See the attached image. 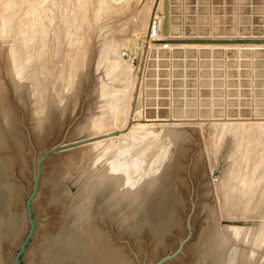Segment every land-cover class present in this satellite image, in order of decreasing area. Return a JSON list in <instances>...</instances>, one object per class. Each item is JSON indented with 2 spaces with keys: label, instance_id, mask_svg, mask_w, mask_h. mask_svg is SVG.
<instances>
[{
  "label": "rangeland",
  "instance_id": "374dc122",
  "mask_svg": "<svg viewBox=\"0 0 264 264\" xmlns=\"http://www.w3.org/2000/svg\"><path fill=\"white\" fill-rule=\"evenodd\" d=\"M151 25L158 30L157 38L149 37ZM191 39H264V0H0V176L11 192L7 210L12 214L10 224H14L11 229L0 226L2 264H10L27 232L23 204L39 162L38 192L31 207L37 233L32 245L38 239L58 240L71 227L70 199L61 192L66 189L69 195H76L85 182L86 177L80 176L83 171L99 168L103 177L105 171L114 173L119 163L121 170L118 166L120 172L117 169L113 177L118 183L124 179L116 188L123 191L120 196L117 191L122 215L107 207L103 211L111 216L90 218L92 231L102 236L101 245L116 248L131 264H156L165 258L162 264H196L202 246L211 241L205 238L206 244H196L205 223L214 232L218 224L223 229H238L232 234L224 231L217 241L224 238L229 246L221 264H235L242 257L245 264L264 263V45L169 44ZM62 91L69 93L63 92L61 99ZM59 99L65 101L63 107ZM86 118L94 121L91 124ZM80 123L87 128L92 125V130L85 129L93 134L87 131L85 135ZM80 128L85 132L81 129L84 133L76 136L87 138L74 135ZM174 132L181 138L176 143ZM114 137L123 143L111 140ZM102 139L106 141L101 143ZM117 145L121 150L134 149L119 151ZM78 154L87 156L77 165L79 171L68 173L62 181L67 170L64 156ZM170 163L172 171H161ZM128 167L131 172L123 175L121 171H130ZM142 171L150 179L159 171V179L150 180L156 184L150 183L152 195L164 194L175 175L169 188L180 205L164 231L137 225L148 206L135 216L123 215L130 212L133 197L142 191L138 185L146 176ZM220 184L224 192L218 189ZM219 191L232 197L220 212L217 207L224 196ZM202 201L214 208L210 211L207 205L209 210H204ZM247 233L252 234L249 239ZM246 238L245 244L240 242ZM64 255L60 261L70 264L73 255ZM22 264H27L26 258Z\"/></svg>",
  "mask_w": 264,
  "mask_h": 264
},
{
  "label": "bare ground",
  "instance_id": "6f19581e",
  "mask_svg": "<svg viewBox=\"0 0 264 264\" xmlns=\"http://www.w3.org/2000/svg\"><path fill=\"white\" fill-rule=\"evenodd\" d=\"M191 40H193V39H191ZM199 40V39H198ZM149 41V40H148ZM149 44H151V42L149 43ZM152 45V44H151ZM174 47V46H173ZM176 47V46H175ZM187 47H189V46H187ZM193 47V46H192ZM207 47V46H206ZM205 47V48H206ZM215 47V46H214ZM221 47V46H220ZM157 48V47H156ZM165 48H166V46H165ZM194 48V47H193ZM218 48V47H217ZM226 48V47H225ZM230 48V47H229ZM236 48V47H235ZM237 48H239V47H237ZM186 49V48H185ZM184 49V50H185ZM188 49V48H187ZM195 49V48H194ZM196 49H197V47H196ZM199 49H200V47H199ZM253 49V48H252ZM210 50V49H209ZM222 50V49H221ZM9 54V53H8ZM9 57V56H8ZM16 57V56H15ZM11 59V58H10ZM15 59V58H14ZM16 60V59H15ZM14 60V61H15ZM16 62V61H15ZM48 62V61H47ZM48 68V67H47ZM58 68V67H57ZM45 69V68H44ZM69 71V70H68ZM60 74V73H59ZM61 74H62V72H61ZM57 78H58V76H57ZM41 86V85H40ZM44 87V86H43ZM57 87V86H56ZM68 87V86H67ZM22 88V87H21ZM45 88V87H44ZM43 88V89H44ZM40 89V88H39ZM51 89V88H50ZM66 90V89H65ZM70 90V89H69ZM139 90V89H138ZM35 91V90H34ZM68 91V90H67ZM66 91V92H67ZM63 92H65V91H62V97H61V99L62 98H64L65 97V95L64 94H66V92L63 94ZM55 93H56V91H55ZM67 93H69V92H67ZM75 93V92H74ZM70 94H72V91H71V93ZM70 94L68 95V96H70ZM64 95V96H63ZM67 95V94H66ZM101 95V94H100ZM24 96V95H23ZM23 96H21V97H23ZM49 96V95H48ZM53 96V95H52ZM57 96V95H56ZM68 96H66V97H68ZM20 97V98H21ZM30 97V96H29ZM26 98V97H25ZM53 98H55V97H53ZM24 99V98H23ZM39 99V98H38ZM51 99H52V97H51ZM56 99V98H55ZM70 99V98H69ZM142 99V98H141ZM21 100V99H20ZM37 100V99H36ZM54 100V99H53ZM76 100V99H75ZM25 101V100H24ZM23 101V102H24ZM33 101V100H32ZM41 101V100H40ZM56 101H58V99L56 100ZM70 100H67L66 102H69ZM140 101V100H139ZM138 101V102H139ZM52 102V101H51ZM61 102V106H62V104H65V103H62V102H65L64 100L63 101H60V99H59V103ZM142 102V101H141ZM35 103V102H34ZM33 103V104H34ZM50 103V102H49ZM140 103V102H139ZM32 104V105H33ZM53 104V103H52ZM57 103L55 102V104L54 105H56ZM96 104V103H95ZM57 105H60V104H57ZM67 105V104H66ZM70 105V104H69ZM76 105V103L73 105V106H75ZM26 106V105H25ZM49 106V105H48ZM51 106V105H50ZM60 106V107H61ZM72 106V105H71ZM71 106H70V108H71ZM63 107V106H62ZM136 107V106H135ZM134 107V108H135ZM52 108V107H51ZM65 109H66V111L69 109H67V107H64ZM76 108V107H75ZM91 108V107H90ZM100 108V107H99ZM56 109V108H55ZM59 109V108H58ZM63 109V108H62ZM72 109V108H71ZM92 109V108H91ZM75 110V109H74ZM102 110V109H101ZM37 111V110H36ZM88 111H90V110H88ZM95 111V110H94ZM141 111H143V110H141ZM51 112H52V110H51ZM70 112H71V110H70ZM72 112H73V110H72ZM97 112V111H96ZM102 112V111H101ZM101 112H100V114H101ZM135 112V111H134ZM90 113V112H89ZM89 113H87V116H88V114ZM94 113V112H93ZM137 113V112H136ZM64 114V113H63ZM91 114H92V112H91ZM91 114H89L90 116H91ZM113 114V113H112ZM134 114V113H133ZM36 116H37V114H35ZM86 115V114H85ZM94 115V114H93ZM142 115V114H141ZM86 116V117H87ZM89 116V118H91ZM99 116V115H98ZM97 115L96 116H94V119H95V117L97 118L98 117ZM62 117H63V115H62ZM142 117V116H141ZM88 118V117H87ZM86 118V119H87ZM137 118V117H136ZM139 118V117H138ZM143 118V117H142ZM141 119V118H140ZM9 120V119H8ZM87 120H89L90 122H91V124H92V120H93V118H92V120H90V119H87ZM50 121V120H49ZM94 121V120H93ZM96 121V120H95ZM137 120H135L134 119V117H133V121L132 122H136ZM158 121V120H157ZM164 121V120H163ZM210 121V120H209ZM45 122V121H44ZM82 122V121H81ZM86 122H88V121H85L84 123H86ZM90 122H88V123H90ZM102 122V121H101ZM7 123V122H6ZM84 123H80V124H84ZM88 123H86V125L88 124ZM104 123V122H103ZM42 124V123H41ZM41 124H39L38 123V125H41ZM38 125H37V128H38ZM78 125V124H77ZM93 125H94V123H93ZM214 125V124H213ZM8 126V125H7ZM83 126H85V124L83 125ZM89 126V125H88ZM92 126V125H91ZM91 126H89V128L91 127ZM94 126H96V125H94ZM164 126V125H163ZM167 126V125H166ZM165 126V127H166ZM172 126V125H171ZM245 126V125H244ZM76 128H79V126L77 127V126H75ZM99 127V126H98ZM135 127V126H134ZM158 127H160V126H158ZM248 127V126H247ZM246 127V128H247ZM10 128V127H9ZM36 128V127H35ZM84 129L86 128V129H88L89 130V128H87V126H85V127H83ZM94 128H96V127H93V129ZM100 128V127H99ZM113 128V127H112ZM141 128V127H140ZM143 128V127H142ZM245 128V129H246ZM260 128H261V126H260ZM263 128V127H262ZM261 128V129H262ZM82 128H80V130H81ZM84 129H82L83 131H84ZM85 129V135H86V133H87V131L88 130H86ZM91 129V128H90ZM151 129V128H150ZM36 130V129H35ZM78 131H76V129L74 130V132H75V136L76 135H79L78 134V132H83L82 130L80 131L79 129H77ZM92 130V129H91ZM90 130V131H91ZM97 130H98V128H97ZM110 130V129H109ZM120 130V129H119ZM130 130V129H129ZM223 130V129H222ZM251 130V129H250ZM95 131H96V129H95ZM126 131V130H125ZM132 131V130H131ZM163 131V130H162ZM246 131H249V130H246ZM245 131V132H246ZM83 132V133H84ZM89 132V131H88ZM93 132H94V130H93ZM97 132V131H96ZM105 132V131H104ZM117 132V131H116ZM169 132H171V131H169ZM168 132V133H169ZM252 132V131H251ZM263 132V131H262ZM80 133V134H81ZM90 133V132H89ZM95 133V132H94ZM120 133V132H119ZM167 133V132H166ZM167 133V134H168ZM181 133V132H180ZM179 133V134H180ZM249 133V132H248ZM91 135L93 134L92 132L90 133ZM90 134H87L88 136H91ZM96 135H97V133H95ZM98 134H99V132H98ZM123 134V133H122ZM128 134H130V133H128ZM127 134V138H129L128 135ZM174 134H175V132H174ZM174 134H173V136H174ZM238 134V133H237ZM73 135V136H74ZM85 135H83V134H81V136H79V137H83L84 136V138L86 137ZM132 135V134H131ZM176 135V139H177V134H175ZM248 135V134H247ZM74 136V137H75ZM119 136V135H118ZM124 136V135H123ZM126 136V135H125ZM164 136V135H163ZM171 136V135H170ZM169 136V137H170ZM251 136V135H250ZM72 137V136H71ZM73 137V138H74ZM76 137H78V136H76ZM78 137V138H79ZM93 137H94V135H93ZM119 137H121V136H119ZM173 137V138H174ZM181 137H182V135H181ZM252 137H253V135H252ZM87 138V137H86ZM91 138H92V136H91ZM97 138V137H96ZM174 138V142L175 141H178L179 140V138H180V136H179V138L176 140ZM71 139V138H70ZM76 139V138H75ZM108 139V138H107ZM109 139H110V137H109ZM155 139V138H154ZM181 139V138H180ZM100 140V139H99ZM103 140V139H102ZM111 140H114V142L115 141H117L118 140V138H116V140H115V137L114 138H111ZM121 140H123V139H120V141H117V142H122L123 143V141H121ZM155 140H157V139H155ZM161 140V139H160ZM159 140V141H160ZM165 140V139H164ZM245 140V139H244ZM98 141V140H97ZM96 141V142H97ZM104 141H106V140H103V141H100L101 143L102 142H104ZM161 141H163V140H161ZM169 141V140H168ZM243 141V140H242ZM100 142H99V144L98 145H100ZM112 142V141H111ZM116 142V143H117ZM241 142V141H240ZM240 142H238V143H240ZM244 142V141H243ZM243 142H241L240 144L242 145V143ZM106 143V142H105ZM115 143V144H116ZM157 143H159V142H157ZM166 143V142H165ZM176 143V142H175ZM175 143H173V147H175V149H176V146H175ZM236 143V142H235ZM86 144H88L87 142H86ZM93 144V143H92ZM95 144H97V143H95L94 142V145ZM118 144V143H117ZM121 144V143H120ZM120 144H118V145H120ZM139 144V143H138ZM160 144H161V142H160ZM217 144V143H216ZM244 144V143H243ZM102 145V144H101ZM103 145H104V143H103ZM107 145H108V143H107ZM106 145V146H107ZM110 145V144H109ZM118 145H117V147H118ZM172 145V144H171ZM241 145H239V146H237V147H239V148H241L242 146ZM85 146V145H84ZM84 146H82V148L84 147ZM93 146V145H92ZM91 145H90V148L92 147ZM122 145H120L119 147H121ZM133 146V145H132ZM149 146V145H148ZM152 146V145H151ZM247 146V145H246ZM66 147V146H65ZM85 147H89L88 145H86ZM94 148H95V146H93ZM109 147V146H108ZM118 147V148H119ZM138 147V146H137ZM140 147V146H139ZM146 147V146H145ZM144 147V148H145ZM172 147V146H171ZM179 147V146H178ZM217 147V146H216ZM237 147H235V148H237ZM82 148H79L80 150L82 149ZM94 148H92V150H90V151H93V149ZM103 148V147H102ZM111 149H113L114 147H112V145H111V147H110ZM117 148V149H118ZM78 149V150H79ZM86 150H87V148H85ZM97 149V148H96ZM111 149H107L108 151L109 150H111ZM127 149V148H126ZM123 150V151H128V150ZM129 149H131V148H129ZM134 148H132V150H133ZM172 149H174V148H171V150ZM242 149V148H241ZM241 149H239V150H241ZM99 150V149H98ZM107 150H105V151H107ZM114 150V149H113ZM112 150V151H113ZM121 149L119 148V151H120ZM121 150V151H122ZM132 150H129L128 152H130V151H132ZM139 150H140V148H139ZM141 150H143V149H141ZM177 150V149H176ZM219 150V149H218ZM88 151H89V149H88ZM95 152L97 151V150H94ZM136 151V150H135ZM134 151V152H135ZM179 151V150H178ZM76 152V151H75ZM75 152H74V154H75ZM78 152V151H77ZM84 152V151H83ZM86 152V151H85ZM104 152V151H103ZM111 152V151H110ZM137 153H138V151H136ZM141 152V151H140ZM172 152H174V151H172ZM230 152V151H229ZM235 152H237V151H234V152H231L232 154L233 153H235ZM80 153V152H79ZM86 153H88V152H86ZM91 153V152H90ZM93 153V152H92ZM91 153V154H92ZM112 153V152H111ZM136 153V154H137ZM152 153V152H151ZM230 153V154H231ZM240 153V152H239ZM239 153H237V154H239ZM73 154V153H72ZM80 154H82L83 155V153H80ZM80 154H78V155H68V156H64L65 157V159H64V163H66V169L67 170H65V173H63V177L62 176H60V177H62V181H65V177H67V175H68V173H70V172H73V171H76V172H78L79 171V168L77 167V165H79L82 161L84 162V159L83 158H85V157H87L85 154V157L84 156H79ZM89 154V153H88ZM96 154V153H95ZM105 154V153H104ZM144 154V153H143ZM171 154V153H170ZM174 154V153H173ZM176 154V153H175ZM228 155V154H227ZM234 155V154H233ZM90 156V155H89ZM95 156H99L98 154L97 155H95ZM132 156V155H131ZM171 156H172V154H171ZM170 156V157H171ZM151 157H154L153 156V154H152V156ZM169 157V158H170ZM173 157V156H172ZM228 157V156H227ZM94 158V157H93ZM92 158V159H93ZM99 158H100V156H99ZM98 158V159H99ZM102 158V157H101ZM104 158V157H103ZM143 158V157H142ZM149 158H150V156H149ZM114 159V158H113ZM112 159V161L114 162V161H116V160H113ZM126 159V158H125ZM146 159V158H145ZM173 159V158H172ZM175 159V158H174ZM91 160V159H90ZM123 160V159H122ZM150 160H151V158H150ZM98 161V160H97ZM118 161V160H117ZM125 162H126V160H124ZM173 161V160H172ZM88 162V161H87ZM102 162V161H101ZM119 162V161H118ZM122 162V161H121ZM146 162V161H145ZM166 162H168V165H169V160H167ZM165 162V163H166ZM93 163V162H92ZM97 163V162H96ZM95 163V160H94V164H96ZM117 163V162H116ZM127 163V162H126ZM148 163V162H147ZM164 163V164H165ZM172 163V162H171ZM170 163V166L168 167V168H166V170L163 168V170H161V171H172V169L174 168V166H173V164H171ZM101 164H103V163H101ZM105 164V163H104ZM103 164V165H104ZM113 164V163H112ZM163 164V163H162ZM167 164V163H166ZM165 164V165H166ZM62 165H64L65 166V164H62ZM93 164H91V166H92ZM98 166H99V163L97 164ZM96 165V166H97ZM103 165H102V167H103ZM109 166V165H111V164H106V166ZM115 165H117V164H115ZM126 165V164H125ZM124 165V166H125ZM128 165V164H127ZM127 165H126V167H127ZM79 166H81V164L79 165ZM97 166V167H98ZM105 166V167H106ZM118 166H119V163H118ZM118 166H117V169H118ZM130 166V165H129ZM72 167L74 168V170H72ZM84 167V166H83ZM112 169H113V167L112 166H110ZM109 167V168H110ZM122 167V166H121ZM126 167H124V168H126ZM165 167V166H164ZM167 167V166H166ZM241 167V166H240ZM0 168H1V166H0ZM70 168V169H69ZM91 168V167H90ZM239 168V167H238ZM4 169V168H3ZM81 169H82V167H81ZM88 169V168H87ZM99 169V168H98ZM97 168H91V169H88V170H85V171H83L81 174H80V176H81V178L83 177V179L85 178V182H84V184H83V186L81 187V189L79 190V191H77V193H76V195L74 194V195H69V192H67L66 191V189L65 190H63L61 193L62 194H65L69 199H70V201H69V204H70V210L72 209V213H71V216L73 217L72 218V220H70L69 221V223H71V227L70 228H72V229H70V228H65L60 234H59V238H58V240H52L51 239V237H49L48 239L49 240H43V239H38L37 240V242H35V245H32L33 243L32 242H34L33 240H35L34 238H35V236H36V229H34V236H33V239H32V242H30L29 243V245H28V247H27V249H26V251H25V253H24V256H23V259L24 258H26V262H27V264H65L64 263V260H62V261H60V259H59V257H61V256H65L64 254H71V255H73L72 256V260L70 261V264H131V262H130V260H128L126 257L125 258H122V254L120 253V251H117L116 250V248H114V247H112V248H110V247H108L106 244V246L104 247L103 245H101V243H102V240H101V238H102V236H99L97 233H95V232H93L92 231V229H93V224H92V222L90 223V218H91V216H97V215H101V216H111V213L109 212V213H106L107 211H108V209H115L116 208V214L118 215V214H121L122 215V209H120L121 208V201H120V195H121V191L122 190H120V192H119V190H117L118 188H117V185L119 184L120 185V183L122 184V182H120L121 180H124V179H122V178H120V177H118V178H120L119 180V183L117 182V180L116 179H114V178H116V177H113V175H114V173H115V171H117V169H113V170H115L114 171V173H113V171H112V173H111V171H105L106 173H104L103 174V177L100 175L102 172H100L101 170H98ZM102 169V168H101ZM111 169V170H112ZM119 169H120V166H119ZM118 169V171L120 172V170ZM128 169H129V167H128ZM160 169H162V168H160ZM160 169H159V171H160ZM103 170H105V168H103L102 169V171ZM110 170V169H109ZM130 170V169H129ZM3 171V170H2ZM152 170H149V172H151ZM158 171V172H159ZM161 171H160V173H161ZM4 172V171H3ZM61 172V171H60ZM125 172H131V170L130 171H128V170H124V172H122L121 171V173L124 175V174H126ZM142 172H144V171H142ZM156 172V171H155ZM158 172L157 173H155L156 175H159L158 174ZM118 173V172H117ZM116 173V175L117 176H120V174L118 175ZM146 173V176H147V171L146 172H144L143 173V175ZM164 173H166V172H164ZM169 173V172H168ZM225 173V172H224ZM77 174H79V173H77ZM136 174V173H135ZM149 174V173H148ZM150 174H153V173H150ZM226 174H227V172H226ZM242 174V173H241ZM2 175V174H1ZM109 175H112V176H110L111 178H109ZM130 175V174H129ZM156 175H154L155 177H157L158 179H159V177L158 176H156ZM161 175V174H160ZM168 175V174H167ZM234 175H235V173H234ZM6 176V175H5ZM5 176H4V178H5ZM122 176V175H121ZM126 176V175H125ZM124 176V177H125ZM128 176V175H127ZM126 176V177H127ZM145 176V178L144 177H141L140 179H142L143 178V181L141 182V183H139L138 185H139V189L140 188H142V191H140V193H138L139 191H137V196H136V198L134 199V197H133V206H131V208H130V212L129 213H124L123 215H125V214H127V216H125L126 218H128L129 216L128 215H130V216H135V215H137V214H139L140 212H141V210H144V208L145 207H147V213H146V215L144 216V214L145 213H141V217H140V219L137 221L138 222V224L137 225H147V226H149V228L150 229H156V230H160V231H164L165 229H166V226L168 225V223H170V222H172L173 221V216H174V213H175V207L177 206V205H180V203H179V200H178V198H177V196H176V194H174V190H173V188H169L170 187V185H172L173 186V184H171V182H174V179H173V177H175V175L173 174V177L171 178V180H169V183H168V185H167V187L166 188H168V190L166 189V191L164 192V194H162V195H152L151 194V192H152V190H153V187H152V190H151V186H150V183L152 184L153 182H150V180L152 179V180H154V179H156V178H154L153 179V175H152V177H151V179H150V176L151 175H148L147 177ZM161 176H164V175H161ZM230 176H231V174H230ZM238 176V175H237ZM69 177V176H68ZM125 177V178H126ZM242 177V176H241ZM128 178H130V177H128ZM168 178V177H167ZM223 178H225L224 176H223ZM222 178V179H223ZM227 178V177H226ZM232 178H234L233 177V175H232ZM248 178V177H247ZM59 179H61V178H59ZM58 179V180H59ZM83 179H81V180H83ZM107 180V181H105V180ZM160 179H162L163 180V178L161 177ZM229 179V178H228ZM6 180V179H5ZM80 180V179H79ZM130 180H131V178H130ZM165 180V179H164ZM173 180V181H172ZM236 180V179H235ZM242 180V179H241ZM155 181V180H154ZM161 181V180H160ZM232 181V180H231ZM234 181V180H233ZM7 182V181H6ZM79 182V181H78ZM124 182V181H123ZM125 182H126V179H125ZM128 182H129V179H128ZM156 182H157V180H156ZM162 182V181H161ZM165 182V181H164ZM63 183V182H62ZM76 183V182H75ZM80 183H82V181L80 182ZM118 183V184H117ZM157 183H159V180H158V182ZM184 183V182H183ZM209 183V182H208ZM221 183V182H220ZM231 183V182H230ZM229 183V184H230ZM233 184H234V182H232ZM245 183V182H244ZM243 183V184H244ZM251 183H253V182H251ZM155 183H153V185H154ZM228 184V185H229ZM237 184V183H236ZM241 184V183H240ZM81 185V184H80ZM79 185V186H80ZM156 185V184H155ZM222 184H220V185H218V189H219V187L221 186ZM227 185V186H228ZM242 185V184H241ZM245 185V184H244ZM122 186V185H121ZM124 186H126L125 184H124ZM161 186V185H160ZM171 186V187H172ZM215 186H217V184L215 185ZM238 186V185H237ZM243 186V185H242ZM129 187V186H128ZM127 187V188H128ZM138 187V186H137ZM157 187V186H156ZM117 188V189H116ZM120 188V187H119ZM123 188V187H122ZM122 188H120V189H122ZM126 188V187H125ZM204 188V187H203ZM225 188V187H224ZM224 188H222V187H220V189H223V192H224ZM229 188V187H228ZM231 188V187H230ZM241 188V187H240ZM258 188V187H257ZM261 188V187H260ZM63 189V188H62ZM61 189V190H62ZM135 189H138V188H135ZM156 189V188H155ZM159 189H160V187H159ZM252 189V188H251ZM141 190V189H140ZM163 190H164V188H163ZM208 190V189H207ZM210 190V193H211V189H209ZM231 190H233V188L231 189ZM254 190V189H253ZM117 191H118V195H117ZM154 191H156V190H154ZM222 191V190H221ZM221 191H219V193L221 194V195H219V196H224V197H222L221 199H220V205H219V207H217L218 209H219V212H220V210H222L224 207H225V205L226 204H228V203H230V199L232 198L231 196H229V195H226V194H224L223 192H221ZM227 191H228V189H227ZM239 191H241V190H239ZM249 191H251V190H249ZM260 191H262V189L260 190ZM10 192V189H9V187L6 185V183H5V181H4V179H3V177H1L0 176V226H5V228H10L11 229V227H12V225H14L13 224V222H12V224H10V222H11V217H12V214L10 213V211H8L7 210V206H8V193ZM38 192V191H37ZM123 192V191H122ZM126 192H127V190H126ZM125 192V193H126ZM129 192H130V190H129ZM128 192V193H129ZM136 192V191H135ZM158 192V191H157ZM208 192V191H207ZM230 192V191H229ZM254 192V191H253ZM120 193V194H119ZM125 193H122V194H124L126 197H127V195L125 194ZM127 193V194H128ZM131 193H134V191L133 192H131ZM156 193V192H155ZM162 193V192H161ZM204 193V192H203ZM203 193H202V195H203ZM214 193H216V191L214 192ZM224 195H223V194ZM249 193V192H248ZM259 193V192H258ZM257 193V194H258ZM262 193V192H261ZM9 194H11V192L9 193ZM207 194L208 193H205V198H208V197H206L207 196ZM217 194V193H216ZM245 194V193H244ZM255 194V193H254ZM201 195V194H200ZM226 195V196H225ZM234 195V194H233ZM249 195H251V194H249ZM253 195V194H252ZM117 196L119 197V198H117ZM125 196H123V198L125 197ZM213 196V195H212ZM247 196V195H246ZM245 196V197H246ZM257 196V195H256ZM259 196H261V195H259ZM122 197V196H121ZM214 197V196H213ZM236 197V196H235ZM244 197V196H243ZM245 197H244V199H245ZM258 197V196H257ZM132 198V197H131ZM215 198H216V195H215ZM220 198V197H219ZM247 198V197H246ZM252 198V197H251ZM259 198V197H258ZM128 199H130V198H128ZM203 199H204V197H203ZM202 199V200H203ZM249 199V198H248ZM257 199V198H256ZM260 199V198H259ZM124 200V199H123ZM125 200H126V198H125ZM207 200H209V199H207ZM234 200V199H233ZM235 200H236V198H235ZM234 200V201H235ZM246 200V199H245ZM253 200V199H252ZM258 200V199H257ZM204 201H206V200H204ZM221 201H222V203H221ZM203 202V201H202ZM209 202V201H208ZM127 203V202H126ZM151 203H153V204H151ZM200 203V202H199ZM204 203V202H203ZM202 203V204H203ZM243 203V202H242ZM248 203V202H247ZM151 204V205H150ZM207 204V203H206ZM209 204V203H208ZM207 204V205H208ZM238 204V203H237ZM245 204V203H244ZM95 205H97L98 207H95ZM205 205V203L203 204V206ZM206 205V206H207ZM215 205V204H214ZM231 205V204H230ZM125 206H129V205H125ZM202 206V207H203ZM206 206H204V210H209L210 209V206H213V205H211L210 204V206H209V209H208V206L206 207ZM236 206V205H235ZM235 206H233V207H235ZM240 206V205H239ZM246 206H247V204H246ZM107 207H109L108 209H107ZM199 207H201L200 205H199ZM212 208H214V207H212ZM211 208V209H212ZM237 208V207H236ZM235 208V209H236ZM9 209V208H8ZM201 209V208H200ZM211 209H210V211H211ZM232 209V211H234L235 209L234 208H231ZM234 209V210H233ZM103 210H105L106 212H104ZM213 210H215V209H213ZM224 210V209H223ZM228 210H230L229 208H228ZM198 211H200V210H198ZM209 211V212H210ZM217 211V210H216ZM203 212V211H202ZM219 212H217V213H219ZM224 212V211H223ZM230 212V211H229ZM203 213H205V212H203ZM216 213V212H215ZM214 213V214H215ZM202 214V213H201ZM209 214H211V212L209 213ZM218 215V214H217ZM221 214L219 213V218L221 217L220 216ZM226 215V214H225ZM119 216V215H118ZM209 216V215H208ZM213 217H215L214 215H213ZM228 217V216H227ZM23 218H24V220H25V222H26V219H25V215L23 214ZM217 218V217H216ZM229 219H231L230 217H228ZM13 219V218H12ZM203 219H205V217L203 218ZM210 220H211V217L209 218ZM213 219V218H212ZM102 220V219H101ZM103 220H104V218H103ZM208 220V219H207ZM213 220H215V219H213ZM217 220V219H216ZM219 221H221L220 219H218ZM224 220V219H223ZM209 221V220H208ZM203 222V221H202ZM239 222V221H238ZM73 223V224H72ZM212 223H214V221L212 222ZM217 223V222H216ZM218 223H220V222H218ZM17 224V223H16ZM204 224V223H203ZM10 225V226H9ZM18 225V224H17ZM222 225V224H221ZM204 226V225H203ZM206 226V227H205ZM205 226H204V229L202 230V232H201V234H200V236H199V239H198V242L196 243L197 244V246L198 245H200V246H202L204 243H205V241H203L205 238H210L211 239V241H209L210 243L209 244H206V245H203L202 246V254H199L198 253V255H200L199 256V258H198V261H197V263L196 264H219L221 261H223V258L224 257H226V256H224L223 255V253H224V251L226 250V248H227V240H225L224 238H221V243H219V242H217V241H220V237H221V235H223V233H224V231H226V232H230L231 234H232V232L231 231H236V233H238V229H236V230H233L234 229V227L233 228H230V226H227L226 228H222V227H220L218 224H215V228H216V230H215V232L213 231V227L211 226V225H209L208 223H207V225H206V223H205ZM223 226V225H222ZM15 227H17V226H15ZM19 227V226H18ZM21 227V226H20ZM225 227V226H224ZM237 227V226H236ZM253 227H251L250 228V230L252 229ZM244 229H246V228H244ZM260 229V228H259ZM18 230H19V228H18ZM240 230V229H239ZM243 230V229H242ZM247 230H248V228H247ZM250 230H249V232H250ZM253 230V229H252ZM252 230H251V232H252ZM6 231H9V230H6ZM74 231V232H73ZM244 231V230H243ZM254 231V230H253ZM225 232V233H226ZM245 233H243V234H246V230L244 231ZM235 233V232H234ZM242 234V235H243ZM248 234L249 233H247V235H246V237L248 236ZM251 234V233H250ZM249 234V235H250ZM225 235V234H224ZM228 237H229V233H227L226 234ZM240 235V234H239ZM252 235V234H251ZM233 236H235V235H233ZM223 237H225V236H223ZM227 237V238H228ZM243 237H245V235L243 236ZM251 237V236H250ZM249 237V238H250ZM198 238V237H197ZM231 238V237H230ZM230 238H229V240H230ZM248 238V237H247ZM247 238L246 239H243V241H240L239 239V241L241 242V243H243L244 242V240L245 241H247ZM248 238V239H249ZM242 239V238H241ZM255 239V238H254ZM207 240V239H206ZM202 241H203V243H202ZM236 241V240H235ZM249 241V240H248ZM257 242V241H256ZM259 242V241H258ZM257 242V243H258ZM32 243V244H31ZM208 243V242H207ZM231 243V242H230ZM235 243V242H234ZM239 243V242H238ZM246 243H249V242H246ZM202 244V245H201ZM233 244V243H232ZM244 244H245V242H244ZM30 245H32V246H30ZM231 246V245H230ZM239 246H240V243H239ZM242 246H243V244H242ZM30 247V248H29ZM232 247V246H231ZM246 247V248H245ZM29 248V249H28ZM197 248H199V247H197ZM196 248V249H197ZM228 248H229V246H228ZM228 248H227V250H228ZM244 248L246 249V251L248 250L249 251V248H247V246H245L244 245ZM245 249H243L244 251H245ZM252 249V248H251ZM28 250V251H27ZM199 250V249H198ZM237 250H238V248H237ZM242 250V249H241ZM236 251V250H235ZM234 251V252H235ZM243 251V252H244ZM0 252H1V247H0ZM227 252H229V255L231 254L230 253V251H227ZM232 252V251H231ZM243 252H239V253H241V255L243 256H247V252L244 254ZM252 251L250 250V252L249 253H251ZM239 253L237 252L236 254H238V256H239ZM243 253V254H242ZM256 253V252H255ZM235 254V255H236ZM252 254H253V252H252ZM229 255H228V257H229ZM232 255V254H231ZM249 255H251V254H249ZM233 257H234V254H233ZM237 257V256H236ZM250 257V256H249ZM251 257H254V256H251ZM256 257H257V255H256ZM255 257V258H256ZM227 258V257H226ZM229 258H231V256L229 257ZM235 258V257H234ZM243 258V260H244V257H242ZM248 258V257H247ZM247 258H246V260H247ZM254 258V259H255ZM225 259V258H224ZM235 260V259H234ZM243 260L242 259H240V258H238V260L236 261V263L235 264H245L244 262H243ZM252 260H253V258H252ZM262 260V259H261ZM260 260V261H261ZM229 261V260H228ZM233 261V260H232ZM259 261V262H260ZM226 262V261H225ZM234 262V261H233ZM233 262H231V264L233 263ZM247 262H252V261H250V259H249V261H247ZM262 262H264L263 260H262ZM221 263H224V262H221ZM220 263V264H221ZM254 263V261L252 262V264ZM261 263V262H260ZM0 264H2V258H1V255H0ZM10 264H11V262H10ZM246 264H248V263H246ZM259 264V263H258ZM262 264V263H261ZM264 264V263H263Z\"/></svg>",
  "mask_w": 264,
  "mask_h": 264
},
{
  "label": "water",
  "instance_id": "95a60500",
  "mask_svg": "<svg viewBox=\"0 0 264 264\" xmlns=\"http://www.w3.org/2000/svg\"><path fill=\"white\" fill-rule=\"evenodd\" d=\"M199 44V45H264V39H233V40H179V41H169V44ZM163 43V42H160ZM54 151V149L50 150V152ZM40 178V162L37 163L35 167L34 177L32 180V187L27 194L26 199L23 204L24 215L27 224V232L23 239L21 240L18 248L13 253L11 258V264H22L24 253L33 239L35 224L32 216V203L37 195L38 185ZM168 258L160 260L156 264H162Z\"/></svg>",
  "mask_w": 264,
  "mask_h": 264
},
{
  "label": "built area",
  "instance_id": "2783aa9c",
  "mask_svg": "<svg viewBox=\"0 0 264 264\" xmlns=\"http://www.w3.org/2000/svg\"><path fill=\"white\" fill-rule=\"evenodd\" d=\"M157 31L158 30L155 28V26L154 25H151L149 37L151 39L157 38V35H156ZM163 46H165V44H163Z\"/></svg>",
  "mask_w": 264,
  "mask_h": 264
}]
</instances>
